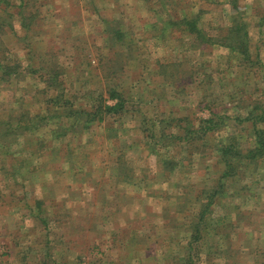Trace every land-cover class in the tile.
<instances>
[{"label":"rangeland","instance_id":"rangeland-1","mask_svg":"<svg viewBox=\"0 0 264 264\" xmlns=\"http://www.w3.org/2000/svg\"><path fill=\"white\" fill-rule=\"evenodd\" d=\"M59 82L125 108L54 138ZM25 112L0 124V264H264V151L219 152L264 131V0H0V120Z\"/></svg>","mask_w":264,"mask_h":264},{"label":"trees","instance_id":"trees-1","mask_svg":"<svg viewBox=\"0 0 264 264\" xmlns=\"http://www.w3.org/2000/svg\"><path fill=\"white\" fill-rule=\"evenodd\" d=\"M198 20V17L195 18ZM170 23V21L168 20ZM190 26L191 32H197L195 29L196 22L193 19H186L185 21ZM240 29V27H238ZM238 37V36H237ZM211 39H208L210 41ZM238 42V41H237ZM229 44L233 51H236V48H242L244 46L243 43ZM247 44V42H246ZM247 46V45H246ZM249 50V49H248ZM248 56V51L245 49L243 51ZM61 82L57 84V86H53L57 89L56 96H49L48 100H46L45 111L47 112L43 117L44 119H49V121L54 120L52 123H49V134L54 138H58L60 136H68L72 133L77 134H85L86 131L91 128L94 123L103 122L106 116L112 114H119L125 108V99L122 97V94L119 93L116 89L111 88L107 91V98L113 103H107L105 96L103 93L99 92L97 103L98 105H79L71 101V99L66 95L64 89L61 88ZM60 103L63 105H60ZM33 117H30L29 113L25 112V114L14 116L8 118L6 121L0 120L1 125H5V130L3 131V135L13 137V141L19 138L20 134H23L25 131H32L34 129V125H31L30 122H33ZM261 122L264 123V119H260ZM206 125H204V129H208V131H215L220 129V121L217 117L207 118L205 120ZM17 124V128H13V124ZM207 131V130H206ZM0 133V140L3 137ZM9 145V144H7ZM5 145V146H7ZM264 151V131H260V136L257 139V143L253 148H249L247 150H242L235 144H230L225 147H221L219 152L222 154V159L227 168V172L234 171L236 166L241 167L243 162H254L263 154ZM53 153V151H50ZM226 172V173H227ZM230 174V173H229ZM232 174V173H231ZM217 194V193H214Z\"/></svg>","mask_w":264,"mask_h":264}]
</instances>
